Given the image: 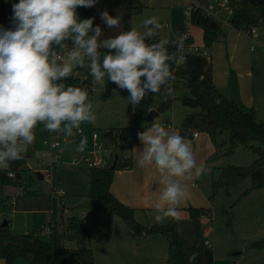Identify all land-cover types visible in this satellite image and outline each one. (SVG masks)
Instances as JSON below:
<instances>
[{"label": "rangeland", "instance_id": "374dc122", "mask_svg": "<svg viewBox=\"0 0 264 264\" xmlns=\"http://www.w3.org/2000/svg\"><path fill=\"white\" fill-rule=\"evenodd\" d=\"M107 1L109 3L112 0ZM115 1H119L120 4L123 1L122 4H125L120 10L116 8L119 11L118 16H121L120 20L124 18L121 20L122 27L113 29L116 34L132 29L144 32L143 21L151 16H158L161 23H168V28L160 34L159 39L170 40L175 33H183L185 30L184 11L187 7L183 10L173 8L170 0H142L144 9L129 20L126 17L127 0ZM94 8L100 14L107 6L102 10L98 2ZM111 15L115 17L117 14ZM221 29L219 38L225 37L230 46L231 42L232 44L235 42V37H231L237 32L229 26H221ZM258 32L264 35V26L258 27ZM107 33V36H112L110 31ZM240 34L245 37L242 32ZM193 40L194 43L203 44L202 30L199 27L193 26ZM215 45L216 43H213L209 48L207 58V62L211 63V69L213 59H210V52ZM240 47L242 56L252 53L249 46ZM261 73L264 72L260 71L257 74L259 83L264 80L259 77ZM72 76L81 78L82 73L75 70ZM172 89L171 94L162 89L158 95L146 96L133 110L127 99L129 96L127 90L117 88L114 83L108 82L107 77L103 82L93 83L88 93L94 106L96 122L94 125L89 123L81 125L83 133L78 137L76 144H71L68 140L63 142L60 148L61 160H68L72 154L81 155L91 151L93 132H96L100 144H105L107 148L112 147L113 154H118L117 161L120 162L122 157L130 156L131 150L115 149L121 128H146L155 122L163 127L167 123L173 130H178L184 116L193 109L183 105L179 99L180 96H189V90L180 80L175 79L172 82ZM165 103H168V107L163 106ZM152 110L157 112V116L152 121H147L146 116ZM256 120L264 123V107L257 113ZM40 133L41 130L36 131L34 143L19 160V163L20 161L22 163L16 167L19 172L18 181L8 184L0 182V224H8L12 233H31L48 242L51 235L46 234L43 227L51 224L54 210L53 223L56 224L58 233L66 230L71 218L83 220L85 229L83 241L95 251L96 264H167L168 240L163 233L138 234L122 218L111 212L91 211L89 169L85 166L65 164L52 169L49 175L45 173L43 168L48 162L46 154L49 149L43 145ZM82 137L87 138V147L81 153L75 149ZM200 137H206V134H201ZM218 139H222L223 144L217 158L205 163V173L202 176L187 181L188 196L185 203L180 205V218L176 220L178 232L187 247L203 245V240L207 238L212 244L213 264H264V188L251 189L249 177L227 187L220 185L219 181L222 168L251 165L258 157V149L264 151V144L252 142L254 149L236 144L228 152L227 136L222 134ZM219 143L220 141H217V144ZM151 167L153 169L154 166ZM0 170L12 171L13 167L10 163L8 168ZM38 174L42 176L41 179ZM53 190H62L65 193L61 199L62 204L52 199ZM188 207L203 208L205 211L202 214L204 217L199 218L198 231L189 217ZM155 214L154 210L136 211L133 218L146 227L167 225L172 221L169 218L158 223L154 219ZM77 243L78 241L71 236H65L63 239V245L68 249H73V245ZM236 252L239 254H235ZM24 259H19L20 263H27L23 262L28 261Z\"/></svg>", "mask_w": 264, "mask_h": 264}, {"label": "clouds", "instance_id": "9594fccd", "mask_svg": "<svg viewBox=\"0 0 264 264\" xmlns=\"http://www.w3.org/2000/svg\"><path fill=\"white\" fill-rule=\"evenodd\" d=\"M99 0H19L12 4L11 28L0 26V168L23 158L36 139L39 126L50 134L73 137L84 123L95 124L96 114L86 89L66 84L77 69L85 70L93 83H114L127 90L133 110L146 96L162 89L172 93L173 66L187 63L183 54L185 33L172 40L159 39L166 25L158 16L143 21L144 32L121 31L101 38L95 17L81 19L77 9L91 8ZM100 18L108 29L119 28L120 17L105 9ZM169 47L175 51H169ZM215 104L222 103L217 97ZM143 147L136 165L154 166L161 186L145 196L155 221L180 218V205L188 196L187 181L205 173L192 145L161 124L137 133ZM82 137L75 151L84 152ZM1 171V170H0ZM199 256L188 257L194 264Z\"/></svg>", "mask_w": 264, "mask_h": 264}, {"label": "trees", "instance_id": "16d2710c", "mask_svg": "<svg viewBox=\"0 0 264 264\" xmlns=\"http://www.w3.org/2000/svg\"><path fill=\"white\" fill-rule=\"evenodd\" d=\"M19 0H0V26L11 28L12 4ZM123 2V1H122ZM118 2L115 8L122 9L124 5ZM99 6L103 10L102 1ZM127 18L140 13L144 9L142 0H127ZM117 13L119 14V11ZM77 12L81 19L95 17L94 25H99L103 30V36L109 37L117 35L113 29H108L100 18V14L91 8H78ZM121 17V16H120ZM191 24L199 27L203 32V47L211 48L221 32V26L211 17L203 15L200 10H193L191 14ZM121 20H124V18ZM123 23V22H122ZM122 23L120 27H122ZM231 26L237 30L248 31L252 27L264 26V0H238L233 9L230 19ZM124 26V25H123ZM128 29V23L125 24ZM174 39L171 37L170 40ZM191 43V38L184 41V46ZM169 51H175L169 47ZM210 51V50H209ZM187 63L180 67L173 66L175 79L180 80L189 90V96H180L183 105L191 107L192 112L184 116L179 134L183 137H190L192 131H200L208 134L215 151L208 157L207 162L215 160L221 149L223 140L219 136L225 134L229 144V151L236 144L245 148L254 149L252 142L264 144V123L255 118L253 110L245 111L232 99L222 94L214 85L211 77L210 63L207 58L196 54H185ZM82 73V78L71 76L65 83L77 87H90L91 76L83 69H77ZM219 97L222 103L215 104L214 100ZM168 107V103L163 104ZM40 127V126H39ZM38 127V128H39ZM37 128V129H38ZM148 128V127H146ZM146 128H121L119 130V144H115L120 151L131 148L138 138L137 133ZM36 129V130H37ZM217 141H220L217 144ZM117 158H118V154ZM21 161L11 163L14 177H8L5 170L0 171V182L2 184L16 183L19 179L17 166ZM131 168L130 157H122L121 161H116L114 168L106 167L102 169H89V199L92 212H111L122 218L130 228L138 234L163 233L168 240L167 264H189L188 257L193 252H198L199 256L194 264H213L212 248L204 245H194L187 247L184 245L176 220L167 225H152L146 227L139 224L133 218L134 209L119 201L110 191V185L116 170ZM251 179V189L264 188V151L258 149L257 159L247 167L227 166L221 169L220 185L230 186L238 183L244 178ZM216 186V184H214ZM248 191H246L247 193ZM189 217L196 230H199V218L205 212L203 208L188 207ZM55 211L51 222L55 219ZM50 222V223H51ZM52 234L48 242L40 240L31 233H12L8 224H0V258L4 264H14L16 260L30 258L35 264H94L93 252L84 241V222L82 219L73 217L68 221L67 228L63 233L56 231V224L52 228ZM71 236L79 243L73 249L65 248L63 239Z\"/></svg>", "mask_w": 264, "mask_h": 264}, {"label": "crops", "instance_id": "0c3cea01", "mask_svg": "<svg viewBox=\"0 0 264 264\" xmlns=\"http://www.w3.org/2000/svg\"><path fill=\"white\" fill-rule=\"evenodd\" d=\"M101 1L103 8L107 6L106 10L110 15L112 13L118 15L115 4H117L119 1L112 0L109 3H107V0ZM170 3L173 8L183 10L185 7L188 8L190 3L204 5L206 0H190V2H188V0H170ZM185 3H187L186 6ZM164 23L167 24V27L165 28H168V23ZM229 27L237 32V34L235 33L231 37H235V42L233 44L231 42L229 46L225 37H221L215 42L216 45L210 52V59H213V68L211 69L212 81L215 87L222 94L235 101L241 107V109L245 111L253 110L256 118L257 113L264 107V80L259 83L260 80H258L257 76L260 71L264 72V47H258L259 49H251L250 40L246 36L243 37L239 30L233 28L232 26ZM190 30L191 43H194L193 25ZM176 35L177 33H175L172 37L175 38ZM231 38L228 39L230 40ZM194 44L203 46V44ZM240 46L245 48H248L249 46L252 53H247V55L242 56V54H240ZM259 77L260 79H263L264 73H261ZM165 125L166 130L179 133V129L173 130V127L169 126V124ZM201 134H204V132L198 131L197 137L192 138L190 135L189 138L185 139L192 145L198 163H203L205 166L208 157L214 152L215 148L213 147L208 134L205 133L206 137H200ZM142 147V143L137 138L132 144L130 150L129 157L131 159V168L115 171L110 185L111 193L123 204L133 208L134 214L136 211H153L151 203L145 200V196L154 195L161 187L159 185V174L154 167L153 169L151 166L139 168L136 165L135 161L139 152L138 149L134 148L142 149ZM192 186L195 187L196 185L192 184ZM185 201L186 200H183L181 204L185 203ZM78 246L79 243L73 245L74 248ZM92 251L93 261L94 264H96V253L93 249ZM24 260H28L23 261L27 263H20V260H16L14 264H31L30 262H32L30 258H26ZM0 264H4V260L1 258Z\"/></svg>", "mask_w": 264, "mask_h": 264}, {"label": "built area", "instance_id": "2783aa9c", "mask_svg": "<svg viewBox=\"0 0 264 264\" xmlns=\"http://www.w3.org/2000/svg\"><path fill=\"white\" fill-rule=\"evenodd\" d=\"M238 0H206L204 5H198L193 3L184 11V32L187 35V39L191 38V14L193 10H200L203 15L209 16L214 19L220 26H231L230 19L233 15V9ZM167 27V24L164 23ZM250 40L251 49H255L256 47H264V35L259 34L258 27H252L248 31L244 32L243 30H239ZM186 39V40H187ZM183 54H196L204 58H208L209 50L203 46H198L194 43H189L184 46ZM82 78V77H81ZM93 84V82H92ZM91 84V85H92ZM87 91H90V87H82ZM167 124V123H165ZM37 130H41V137L43 145L47 146L49 151L46 154L48 156V162L43 168L45 173L49 175L52 169L57 167H61L62 165L68 164L70 166H85L87 169H102L106 167H111L113 162L117 161V155L113 154L112 147L107 148L105 144L98 142V136L96 132L91 134L92 138V150L89 152H85L81 155L72 154L68 160L63 161L60 158V151H62L61 146L63 142L68 140L71 144H76L78 137L82 135V130L80 129L73 137H66L62 134H50L48 133L43 126H40ZM36 130V131H37ZM198 136V131H192L191 137L195 138ZM119 144V142H118ZM115 149H118L115 147ZM2 171V170H1ZM8 177L13 178L14 172L7 171ZM64 192L62 190H53L52 199L55 201L61 202L62 196H64ZM62 204V202H61ZM84 213H82V217ZM201 217H204L202 215ZM54 223L51 222L47 227H43L46 234H52V228L54 227ZM203 245L207 248H212L211 242L206 238L203 240Z\"/></svg>", "mask_w": 264, "mask_h": 264}, {"label": "water", "instance_id": "95a60500", "mask_svg": "<svg viewBox=\"0 0 264 264\" xmlns=\"http://www.w3.org/2000/svg\"><path fill=\"white\" fill-rule=\"evenodd\" d=\"M157 116V112L155 110H152L150 111V113L146 116V120L147 121H152L155 117ZM16 162V161H14ZM14 162H11V163H14ZM114 164H115V161L113 163V165L111 166V168L113 169L114 168ZM38 177L41 179L42 176L40 174H38ZM235 254H239L238 252H236Z\"/></svg>", "mask_w": 264, "mask_h": 264}]
</instances>
